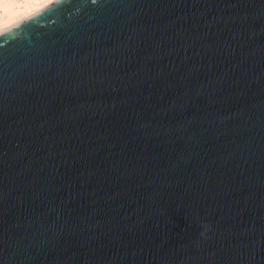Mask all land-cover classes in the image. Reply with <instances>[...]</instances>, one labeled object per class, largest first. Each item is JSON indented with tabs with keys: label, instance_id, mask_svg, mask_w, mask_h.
<instances>
[{
	"label": "water",
	"instance_id": "obj_1",
	"mask_svg": "<svg viewBox=\"0 0 264 264\" xmlns=\"http://www.w3.org/2000/svg\"><path fill=\"white\" fill-rule=\"evenodd\" d=\"M0 264H264V0L1 31Z\"/></svg>",
	"mask_w": 264,
	"mask_h": 264
},
{
	"label": "bare ground",
	"instance_id": "obj_2",
	"mask_svg": "<svg viewBox=\"0 0 264 264\" xmlns=\"http://www.w3.org/2000/svg\"><path fill=\"white\" fill-rule=\"evenodd\" d=\"M57 0H0V32Z\"/></svg>",
	"mask_w": 264,
	"mask_h": 264
}]
</instances>
